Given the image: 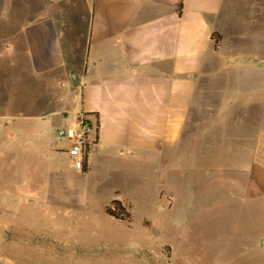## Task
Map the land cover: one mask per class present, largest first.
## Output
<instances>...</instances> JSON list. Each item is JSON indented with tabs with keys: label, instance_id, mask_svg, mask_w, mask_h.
<instances>
[{
	"label": "crops",
	"instance_id": "0c3cea01",
	"mask_svg": "<svg viewBox=\"0 0 264 264\" xmlns=\"http://www.w3.org/2000/svg\"><path fill=\"white\" fill-rule=\"evenodd\" d=\"M231 3L27 0L20 38L10 40L11 51L23 58V77L43 81L47 88H73L57 101L73 100L74 124L84 116L95 132L81 177L97 167L117 165L125 173L153 166L162 181L172 166L176 171L185 161L186 183L200 181L207 190L217 184L220 209L236 203L250 211L248 228L260 223L255 247L264 254V98L258 99L257 90L264 78L263 46L260 53L221 63L219 80L226 85L234 80L240 90L218 96V113L210 115L218 118L217 125H188L214 53L211 34ZM219 35L218 50H252L236 45L238 36ZM60 110L66 116V109ZM60 131L59 122L56 137ZM55 171H47L46 198L83 209L85 190L61 186L62 171ZM195 174L201 180H193ZM202 204L210 208L206 198Z\"/></svg>",
	"mask_w": 264,
	"mask_h": 264
},
{
	"label": "rangeland",
	"instance_id": "374dc122",
	"mask_svg": "<svg viewBox=\"0 0 264 264\" xmlns=\"http://www.w3.org/2000/svg\"><path fill=\"white\" fill-rule=\"evenodd\" d=\"M26 9L27 0H0V264H262L264 254L255 247L260 223L249 229L250 211L236 203L220 209L217 184L207 190L200 181L186 183L185 161L162 181L153 166L125 173L117 165L97 167L79 175L82 167L73 160L69 140L56 137L59 122L60 130L78 127L73 100L57 101L73 88H47L23 77V58L11 51ZM226 10L215 32L238 36L236 45L252 50H218L219 42L196 93L190 128L217 125L210 115L218 113V96L240 90L234 80H219L221 63L264 47V0H232ZM262 84L258 99L264 98V78ZM59 169L61 186L85 190L83 209L46 198L47 171ZM201 178L195 174L193 180ZM112 200L125 207L123 220L105 213Z\"/></svg>",
	"mask_w": 264,
	"mask_h": 264
},
{
	"label": "built area",
	"instance_id": "2783aa9c",
	"mask_svg": "<svg viewBox=\"0 0 264 264\" xmlns=\"http://www.w3.org/2000/svg\"><path fill=\"white\" fill-rule=\"evenodd\" d=\"M64 138L70 142L69 151L73 155V160L82 167L91 146L94 144L91 124L80 117L77 128L64 130Z\"/></svg>",
	"mask_w": 264,
	"mask_h": 264
},
{
	"label": "trees",
	"instance_id": "16d2710c",
	"mask_svg": "<svg viewBox=\"0 0 264 264\" xmlns=\"http://www.w3.org/2000/svg\"><path fill=\"white\" fill-rule=\"evenodd\" d=\"M177 10H178V13H180V10H181V2L178 3ZM220 39H221L220 35L217 34L216 32H213L211 34V40H212V43H213V49L214 50H216L218 48ZM81 118L91 124V127L93 128V133H95L94 132V127H93V124L91 123V121L85 119L84 116H81ZM94 138H95V136H94ZM85 171H86V167H85V164L83 163L82 172H85ZM124 208L125 207L123 206V204L120 201H118V200H112L109 203V205L105 208V213L108 216H110V217H112V218H114L116 220H123L124 218L121 217V215H122L121 213L123 211L124 212L126 211ZM116 210L119 211L120 213L119 214L115 213ZM128 216H129V214H128V212H126L125 217L128 218Z\"/></svg>",
	"mask_w": 264,
	"mask_h": 264
},
{
	"label": "water",
	"instance_id": "95a60500",
	"mask_svg": "<svg viewBox=\"0 0 264 264\" xmlns=\"http://www.w3.org/2000/svg\"><path fill=\"white\" fill-rule=\"evenodd\" d=\"M57 137L58 138H64V130H62L59 133H57Z\"/></svg>",
	"mask_w": 264,
	"mask_h": 264
}]
</instances>
